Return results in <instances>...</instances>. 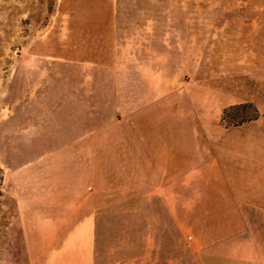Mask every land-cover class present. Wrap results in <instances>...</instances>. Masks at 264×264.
<instances>
[{"label": "rangeland", "instance_id": "374dc122", "mask_svg": "<svg viewBox=\"0 0 264 264\" xmlns=\"http://www.w3.org/2000/svg\"><path fill=\"white\" fill-rule=\"evenodd\" d=\"M142 17L156 22H135ZM146 92L158 99L134 121L150 127L152 144L176 149L181 162L214 154L238 163L249 180L243 185L264 190V0H0V264H40L31 261L38 249L27 246L21 212L33 225L42 205L31 200L46 188L85 185L53 175L85 178L89 187L103 173L97 186L110 191L113 174L121 179L113 189L127 191L123 165L94 166L110 160V135L77 143L85 132L112 128L117 109L125 123L133 114L122 110L125 96ZM243 104L252 108L223 114ZM154 169L151 189L164 168ZM143 207L138 200L102 207L93 264L142 254L158 204Z\"/></svg>", "mask_w": 264, "mask_h": 264}, {"label": "crops", "instance_id": "0c3cea01", "mask_svg": "<svg viewBox=\"0 0 264 264\" xmlns=\"http://www.w3.org/2000/svg\"><path fill=\"white\" fill-rule=\"evenodd\" d=\"M139 19L135 22H156V17ZM199 21V15L192 14V37L195 34L198 37ZM149 92L129 99L125 96L122 110L133 112L126 115L125 123L117 109L113 113L112 128L85 132L77 143L80 146L91 134L110 135L111 140L106 143L111 152L110 160L95 161L94 166L123 165L128 176L127 191L113 189L121 180L113 174L108 181L110 191L97 186L104 181L103 173L100 176L95 173L91 177L95 185L89 187L85 178L53 175L51 179L58 183L74 178L85 185L46 188L42 198L31 200L42 205L37 217L31 218L33 225L27 224L24 210L21 212L27 246L38 249V258L36 252H32L31 261L93 264V235L102 207L123 200H138L142 201L144 212L152 211L153 204H158L154 212L158 221L146 225L150 233L146 238L144 228L142 254L129 258L127 264H264V190H248L243 185L249 180L235 168L238 163L221 160L214 154L200 163L181 162L182 159L172 153L176 149H169L166 143L152 144L150 127L140 128L134 121L136 111H144L158 99H152ZM220 118L223 120L224 116ZM235 131L243 132L241 127ZM155 135L161 139L162 133L159 130ZM92 145L96 151L98 146ZM196 150L199 151L198 146ZM182 166L190 169L184 172L172 169ZM157 167L164 168L160 174L162 183L151 189L145 183L151 182V173Z\"/></svg>", "mask_w": 264, "mask_h": 264}, {"label": "trees", "instance_id": "16d2710c", "mask_svg": "<svg viewBox=\"0 0 264 264\" xmlns=\"http://www.w3.org/2000/svg\"><path fill=\"white\" fill-rule=\"evenodd\" d=\"M250 108H252V106L251 105H249V104H243V105H238V106H231V107H229L228 109H226L225 111H224V114H226V111H229V110H244V111H247V110H249ZM254 114H255V116H254V118H257V116H258V112L256 111V110H254ZM2 176H3V172H2V170L0 169V180L2 179ZM0 196H1V192H0Z\"/></svg>", "mask_w": 264, "mask_h": 264}]
</instances>
